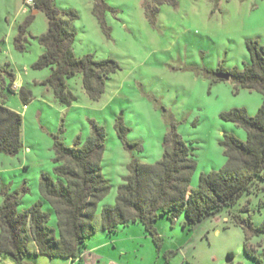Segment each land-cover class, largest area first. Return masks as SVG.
<instances>
[{
    "label": "rangeland",
    "instance_id": "1",
    "mask_svg": "<svg viewBox=\"0 0 264 264\" xmlns=\"http://www.w3.org/2000/svg\"><path fill=\"white\" fill-rule=\"evenodd\" d=\"M104 2L106 32L92 13L93 0H52L60 11L72 9L77 13L70 22L76 56L111 57L119 64L96 100L85 92L80 73L68 78L67 89L75 99L65 105L55 97L51 86L42 83L51 67H33L44 51L37 38L47 31L45 13L33 5L26 6L24 0H0V103L22 115L23 144L16 155L0 153V204L5 194L15 191L18 211H26L42 200V210L50 213L48 225L55 227L54 211L40 193V175L53 174L56 137L65 145H73L78 138L83 143L95 122L104 129L101 165L111 185L97 203L93 219L96 231L87 240L89 245H99L95 251L102 256L100 263L110 264V258L126 250L129 257L142 260V264H167V257L170 264H264V234L252 239L260 263L245 253L242 227L226 211L201 219L190 228L183 226L184 215L173 224L160 215L155 222L161 236L158 249L140 223H129L112 234L101 227V209L114 204L117 187L129 174L131 159L152 164L162 158V140L171 121L194 148L196 167L189 189L197 186L201 173L226 163L220 143L224 134L246 139L243 127L220 114L244 108L255 115L262 95L231 79L215 81L206 70L243 68L249 61L247 38L258 39L264 48V0ZM23 23L25 31L19 42L24 48L19 49L16 37ZM7 72L17 76V88L9 84ZM21 93L27 97L26 104ZM117 122L127 127L123 140L118 136ZM133 142L138 144L128 145ZM246 201L252 208L249 218L259 224L264 218V182L243 195L233 210ZM28 260L35 264H88L33 253L26 255L22 264H32L26 263ZM0 264L18 263L4 255Z\"/></svg>",
    "mask_w": 264,
    "mask_h": 264
},
{
    "label": "trees",
    "instance_id": "2",
    "mask_svg": "<svg viewBox=\"0 0 264 264\" xmlns=\"http://www.w3.org/2000/svg\"><path fill=\"white\" fill-rule=\"evenodd\" d=\"M33 6L42 10L48 20L47 31L37 38L44 51L33 63L34 68L52 69L42 83L51 86L61 103L70 105L75 96L67 89L66 80L80 73L87 95L92 100L98 99L104 91L105 80L119 69L118 62L111 57L96 59L92 54L75 55V32L70 28V22L77 17L76 11H60L52 0H34ZM105 8L104 0H93L92 13L106 32ZM25 26L26 23L19 25L16 37L19 49L24 48L19 41ZM245 44L249 61L243 68L224 70L218 67L206 72L215 81L225 80L218 78L217 73H228L236 85L262 95V103L255 115H249L244 108H232L220 114L224 120L243 127L246 139L224 134L220 143L224 147L226 163L217 170L201 173L197 186L189 189L196 167L194 148L180 136L175 122L171 121L162 140V158L152 164L132 158L128 164L129 174L117 187L114 204L102 207L101 227L108 234L137 222L160 248L161 236L155 227L160 215L172 224L184 215L183 226L190 228L201 219L226 211L235 224L242 227L247 256L261 263L252 239L264 234V218L259 224L251 221L252 208L248 201L233 210L243 195L252 193L259 182H264V48L256 38H247ZM7 74L12 85L15 75ZM21 98L26 104V95L21 93ZM91 128V135L83 143L78 138L73 145H65L56 137L53 174L43 172L40 175V193L54 211L55 227L48 225L50 213L42 210V200L34 202L26 211H18V192L4 195L0 204L1 256L9 255L17 263L31 253L81 260L88 238L96 231L93 219L97 203L111 188L101 165L104 129L95 122L91 123ZM116 128L123 140L127 127L117 122ZM21 131L22 115L0 103V153L16 155L21 150ZM241 213L248 216L243 217ZM31 244L35 249L30 248Z\"/></svg>",
    "mask_w": 264,
    "mask_h": 264
},
{
    "label": "crops",
    "instance_id": "3",
    "mask_svg": "<svg viewBox=\"0 0 264 264\" xmlns=\"http://www.w3.org/2000/svg\"><path fill=\"white\" fill-rule=\"evenodd\" d=\"M26 6H30V5H27L25 4ZM93 6V5H92ZM35 12V11H34ZM17 84L18 83V79H17V76H15V80L13 82V85L12 87L15 89L17 88ZM17 85V86H16ZM103 244V243H102ZM99 245L97 244H88L87 246V249L83 252L82 254V257H81V261L82 262H86L88 264H102V262L100 263L101 261V255H99L95 249L98 248ZM31 249H35V246L32 244V246L30 247ZM125 249V248H124ZM136 249V248H134ZM158 249V248H157ZM123 254L120 255L119 254V257H115V258H110V264H142L140 261L138 260H133L131 257H129L127 254H126V250H124V252H122ZM1 257V255H0ZM25 258V257H24ZM24 258H23V261L21 263H18V264H22L24 263ZM171 258L169 259V257H167V264H170L171 263ZM14 261V260H13ZM17 263V262H16ZM26 263H32V264H35L36 262H31V261H27ZM155 264V263H154Z\"/></svg>",
    "mask_w": 264,
    "mask_h": 264
},
{
    "label": "water",
    "instance_id": "4",
    "mask_svg": "<svg viewBox=\"0 0 264 264\" xmlns=\"http://www.w3.org/2000/svg\"><path fill=\"white\" fill-rule=\"evenodd\" d=\"M216 76L218 78H222V79H225V80L229 79V74L228 73H224V72H219V73L216 74Z\"/></svg>",
    "mask_w": 264,
    "mask_h": 264
},
{
    "label": "built area",
    "instance_id": "5",
    "mask_svg": "<svg viewBox=\"0 0 264 264\" xmlns=\"http://www.w3.org/2000/svg\"><path fill=\"white\" fill-rule=\"evenodd\" d=\"M24 3L32 6L34 4V0H24Z\"/></svg>",
    "mask_w": 264,
    "mask_h": 264
}]
</instances>
